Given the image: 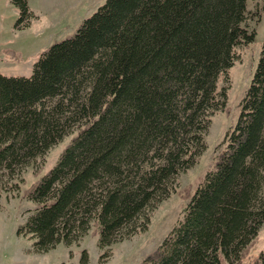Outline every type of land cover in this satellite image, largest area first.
<instances>
[{
	"label": "trees",
	"instance_id": "16d2710c",
	"mask_svg": "<svg viewBox=\"0 0 264 264\" xmlns=\"http://www.w3.org/2000/svg\"><path fill=\"white\" fill-rule=\"evenodd\" d=\"M11 2L16 25H28L27 0ZM258 16L246 0H104L44 48L29 75L0 73V189H18L13 177L27 167L36 176L21 191L33 207L16 233L47 251L88 233L105 248L145 231L205 150ZM219 146L180 215L135 264H264V246L252 249L264 223V39Z\"/></svg>",
	"mask_w": 264,
	"mask_h": 264
},
{
	"label": "rangeland",
	"instance_id": "374dc122",
	"mask_svg": "<svg viewBox=\"0 0 264 264\" xmlns=\"http://www.w3.org/2000/svg\"><path fill=\"white\" fill-rule=\"evenodd\" d=\"M104 0H27L33 17L26 26H17L19 9L11 0H0V73L24 75L31 73L33 62L48 45L73 35L82 20ZM250 10L259 13L258 20L251 19L255 29L252 42L240 47L241 58L228 70L227 102L211 119L206 135V148L195 164L178 177L177 190L159 202L152 211L147 229L127 239L99 248L97 237L86 234L77 244H57L47 251H38L27 237L16 233L33 207L22 196V189L35 179V171L27 167L17 175L19 188L8 184L0 189V264H135L151 251L163 238L187 201L204 172L213 165L225 131L233 125L242 97L254 69L264 39V0H246ZM255 18V16H254ZM52 146L38 167L40 174L53 165L67 142ZM22 179V180H21ZM13 181V180H9ZM264 246V223L260 227L253 251ZM87 251L86 262H80L81 250ZM106 249V250H104Z\"/></svg>",
	"mask_w": 264,
	"mask_h": 264
}]
</instances>
